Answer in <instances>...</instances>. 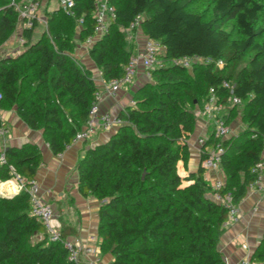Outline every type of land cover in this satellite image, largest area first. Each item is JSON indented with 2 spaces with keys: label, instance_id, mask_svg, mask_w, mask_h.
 I'll return each instance as SVG.
<instances>
[{
  "label": "trees",
  "instance_id": "1",
  "mask_svg": "<svg viewBox=\"0 0 264 264\" xmlns=\"http://www.w3.org/2000/svg\"><path fill=\"white\" fill-rule=\"evenodd\" d=\"M20 1L0 0V46L17 30ZM193 1L111 0L116 18L89 47L106 82L123 75L133 54L123 28L142 15L143 36L158 40L166 59L154 70L153 81L134 91L136 104L119 112L123 123L105 141L85 148L76 163L80 195L99 202L97 234L111 264H229L219 246L228 209L212 197L201 163L186 175L180 167L189 160L187 139L196 127L193 108L205 100L195 76L202 72L208 89L227 78L242 98L247 128L225 141L223 191H231L238 204L247 195L256 177L252 166L264 148V3L213 0L207 15L206 7L192 10ZM95 3L75 0L73 16L61 8L47 12L50 35L34 38L36 19L32 27H22V51L0 57V107L15 108L29 127L40 129L54 154L72 143L97 101L92 71L73 56L78 19H83L82 41L94 32ZM229 21L235 22L239 37L224 28ZM194 54L225 64H197L189 70L171 62ZM0 126L6 127L1 119ZM4 153L0 180L15 173L27 182L36 178L43 162L37 144L10 145ZM60 230L63 238L77 233L72 227ZM35 233L45 236L26 243ZM252 258L264 264V233ZM0 264L83 263L70 260L61 242L48 240L22 189L0 192Z\"/></svg>",
  "mask_w": 264,
  "mask_h": 264
},
{
  "label": "built area",
  "instance_id": "2",
  "mask_svg": "<svg viewBox=\"0 0 264 264\" xmlns=\"http://www.w3.org/2000/svg\"><path fill=\"white\" fill-rule=\"evenodd\" d=\"M57 2H59V7L63 11L72 16L75 14V0H57ZM41 4V0H29L23 5L21 15L19 13V17L23 21V27H32L34 20L40 18L38 13L40 12ZM17 7L18 3L16 4ZM94 16V32L86 40L90 45L108 31L111 22L116 18V10L111 0H96ZM142 19L143 16L138 15L127 28L134 29L136 27L140 29ZM78 22L82 25L83 19H78ZM129 37L131 38L132 35L130 34ZM144 38L142 50L130 56L124 67L123 75L108 81L104 91L98 89L96 93L97 101L90 109L89 118L83 128L76 133L70 145L85 141L100 131H115L123 123V119L119 116V113L100 109V102L104 94L115 96L134 84L139 87L151 81L154 70L165 64L166 59L161 55V52H164V46L154 38L146 36ZM21 39L23 41V38ZM171 62L189 70L193 69L197 64H214L219 68H222L225 64L223 59L203 57L199 54L174 58L171 59ZM1 98L2 95L0 93V100ZM241 103L242 98L236 94L234 83L227 78H223L218 87H209L208 94L199 111L202 116L213 124V130L211 132L205 130L199 138L201 154L203 155L201 164L204 172H213L212 176L209 175L205 178L211 185L212 197L229 211L228 218L224 224L225 227L237 222L241 217L240 206L235 202L233 193L231 191H223L226 179L222 169V159L227 150L225 141L235 135L236 127L235 124L228 121L229 111L231 107ZM135 104V99H132L130 105ZM6 132V127L0 126V143ZM4 149L0 148L1 162L6 161ZM13 170L14 168L12 167ZM252 172L256 177L248 185V192L264 193V148L260 159L252 166ZM12 179L14 180L16 191L27 190L30 197V214L43 224L48 240L61 242L67 249L70 260L82 262L83 264H109L108 261L98 256L101 248L97 233H89L84 239L62 237L56 211L53 205L43 198L40 184L36 178L27 182L25 177L15 173ZM242 248L246 253L239 259L237 264H256L252 258L254 249L251 245L248 242H244L242 243ZM225 259L227 261L226 257Z\"/></svg>",
  "mask_w": 264,
  "mask_h": 264
},
{
  "label": "crops",
  "instance_id": "3",
  "mask_svg": "<svg viewBox=\"0 0 264 264\" xmlns=\"http://www.w3.org/2000/svg\"><path fill=\"white\" fill-rule=\"evenodd\" d=\"M17 37L22 38L21 27L16 30L12 37L2 46L12 47ZM144 39L143 36H135L133 42V51L135 53L142 50ZM22 49L23 47L18 49V46H16L11 52H6L2 54L1 57L6 55H17ZM78 52L79 51H76L74 55L78 56L80 60L81 54H78ZM86 61L87 66L90 67L92 71L95 69L96 73L93 77L98 89L104 91L107 82L103 78L101 70L91 59L89 51ZM137 87L138 85L134 84L132 87L119 92L115 96L104 94L100 102V109L102 111L109 110L115 113L125 109L128 106L126 99L130 96V92L136 90ZM0 119L6 123L7 129L6 134L1 138L0 148H6L10 145L18 146L25 142L35 143L40 147L43 154V162L38 169L36 179L40 184L43 198L50 202L56 211L60 229L64 227L75 228L77 233L69 234L68 237L79 239L86 238L89 233H97L99 204L96 199L84 198L80 195L77 188V170H74V167L79 158V152L82 149L105 141L112 132L100 131L92 135L91 140L88 141L87 144H83L84 141L72 144L68 146L63 153L54 154L46 142L42 131L29 127L19 117L15 108H2L0 110ZM205 130L211 132L213 130V124L199 113L196 120V127L187 139L190 155L187 165L181 163L180 173L182 175H186L189 171H196L198 169L201 163V145L199 138ZM236 130L237 126L235 127V135L238 134ZM71 171H74V178L71 181H75L76 184L69 186L68 182L70 181L69 175ZM209 175L212 176L213 172H204L205 178ZM7 190L8 191L1 190L0 192L3 194H12L16 192V190ZM69 195L74 198L73 202H71ZM239 206L241 210L240 219L225 227L219 244L229 264H237L239 259L246 253L242 248V243L248 242L252 248H255L253 243L254 237L256 233L262 229L261 225L264 222V193L248 192L239 202ZM101 253L100 251L98 256H100Z\"/></svg>",
  "mask_w": 264,
  "mask_h": 264
},
{
  "label": "rangeland",
  "instance_id": "4",
  "mask_svg": "<svg viewBox=\"0 0 264 264\" xmlns=\"http://www.w3.org/2000/svg\"><path fill=\"white\" fill-rule=\"evenodd\" d=\"M28 1L29 0H21L18 3L17 9H18V12L20 13V15H21V9H22L23 5H25ZM41 1H42V4H41L40 12L38 13V15L40 16V18L38 19L39 26L34 31V38L39 37L43 33H47L48 35H50V26H49L48 20H47V15H48L47 12H52L53 10L60 9V7H59L60 4H59V2H57V0H41ZM212 1L213 0H194L192 2V4H191V9L194 10V11H202L206 7L205 12H206L207 15H209ZM261 1L264 3V0H261ZM262 16H263V14L261 15V21H262ZM261 24H262V22H261ZM20 27L21 28L23 27V21L21 20V18H20L19 27L17 28V30L20 29ZM224 28L227 29L228 31H230L233 37H235V38L239 37V30H238V28H237V26H236L234 21L227 22L224 25ZM123 30L125 32L127 40L130 43L134 42L135 36H137V35L140 36V37L143 36V33L141 32V29H137L136 27L134 29L123 28ZM80 31H81V25L77 21V24H76V27H75V31L73 33V38L78 43V45L76 43V46H75V49H74V53H76V51H79L78 54H81V59L79 60L78 56L74 55V53H73V56L76 58V60L78 62L84 64L88 69L91 70V68L87 66V61H86L88 59V51H89L90 44H88L86 41H82L80 39ZM130 34L132 35L131 38L129 37ZM15 41L16 42L14 43V45H12V47L0 46V57H1L2 54L6 53V52H11V50L14 47H16V46H18V49L19 48L21 49L23 47V41L24 40L22 41L21 38L17 37ZM133 46H134V44H133ZM133 50H134V48L132 47V51ZM14 51H17V50H14ZM133 53H135V52L133 51ZM161 55H163V51L161 52ZM85 58H86V60H85ZM246 61H247V57H245L241 63L237 64L236 69H239L243 64L246 63ZM92 73H93V75L96 73L95 69L92 71ZM195 77L200 81L201 89L203 91V99H205L207 94H208V87L203 81V73L200 72ZM134 91H131L130 92V96L126 99V102H127L128 105H130V101L132 99H135L134 98V94H135ZM202 105L203 104L200 103V104L195 105L194 108H193L194 114L196 116V120H197V116L199 114V111L202 108ZM243 108H244V104L243 103H241V104H239L237 106H234V109H233V111L231 112V114L229 116V121L237 126V130H236L237 133H240V132H242L243 130H245L247 128V124L243 120ZM90 140H91V137L89 139L85 140L83 142V144H87L88 141H90ZM83 152H84V149H82L79 152L80 153L79 156H81L83 154ZM74 170H76V165L74 167ZM224 175H225V173H224ZM73 178H74V171H71L70 175H69V180L70 181L68 180L69 181L68 182L69 186L70 185L72 186L73 184H76L75 181L74 182L71 181ZM10 180L14 181L12 178H10ZM10 180L8 181L10 186L7 183V185H8L7 189H12ZM1 181L5 182L3 180H0V182ZM7 189L6 188L5 189H0V191L1 190L2 191H8ZM11 191H14V190H11ZM17 192H19V191H16L15 193H17ZM69 198H70L71 202L74 201V198L72 196L69 195ZM98 204H99V202H98ZM91 207H93V206H91ZM261 226H262V229L259 232H257L255 237H254L255 239H254L253 243H254L255 247L259 243V241H260V239H261V237H262V235L264 233V222H263V224ZM94 231H96V230H94ZM97 233H98V231H97ZM44 236L45 235L42 234V233H35L33 236H31V237H29L27 239L26 243L34 242L36 239L44 238ZM253 249H255V248H253ZM99 257L101 259H104V260L108 261L111 264L112 256H111V254L109 252H106V253L102 252Z\"/></svg>",
  "mask_w": 264,
  "mask_h": 264
},
{
  "label": "bare ground",
  "instance_id": "5",
  "mask_svg": "<svg viewBox=\"0 0 264 264\" xmlns=\"http://www.w3.org/2000/svg\"><path fill=\"white\" fill-rule=\"evenodd\" d=\"M8 181L9 180H5V182H0V189H7V186L9 185V183H8ZM11 181V180H10ZM7 183H8V185H7ZM15 184H14V182L13 181H11V190H15L16 189V186H14ZM10 186V185H9Z\"/></svg>",
  "mask_w": 264,
  "mask_h": 264
}]
</instances>
